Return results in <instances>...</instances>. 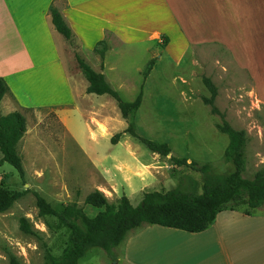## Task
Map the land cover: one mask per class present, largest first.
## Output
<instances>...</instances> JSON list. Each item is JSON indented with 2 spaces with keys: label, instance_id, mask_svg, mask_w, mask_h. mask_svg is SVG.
I'll use <instances>...</instances> for the list:
<instances>
[{
  "label": "crops",
  "instance_id": "0c3cea01",
  "mask_svg": "<svg viewBox=\"0 0 264 264\" xmlns=\"http://www.w3.org/2000/svg\"><path fill=\"white\" fill-rule=\"evenodd\" d=\"M51 6L62 15L82 55H94L106 35L114 40L107 41L103 68L91 67L108 83L121 88L127 81L126 72L111 62L118 49L148 52L166 38L161 52L174 64L191 47L225 48L264 104V0H0V78L9 88L13 112L55 111L95 175L90 191L101 192L108 201L126 197L132 206L139 205L153 185L152 158L143 160L144 146L123 133L127 126L112 144L119 133L111 130L105 114L108 109L120 113L110 97L86 93L88 83L70 43L52 25ZM150 229L126 236L115 264H264V216L222 211L197 234Z\"/></svg>",
  "mask_w": 264,
  "mask_h": 264
},
{
  "label": "rangeland",
  "instance_id": "374dc122",
  "mask_svg": "<svg viewBox=\"0 0 264 264\" xmlns=\"http://www.w3.org/2000/svg\"><path fill=\"white\" fill-rule=\"evenodd\" d=\"M108 41L114 42L111 38ZM162 48V44L148 52L139 47L120 48L111 59L126 72L123 76L127 81L120 84L121 88L109 82L121 99L132 102L141 90L143 92L139 110L129 118L136 133L167 144L171 151L169 156L159 157L141 146L143 160L152 158L154 167L153 185L147 193L173 190L183 176L201 183L199 173L186 166H175L171 157L185 160L187 164L195 163L198 167L206 165L212 175H231L235 169L225 156L229 140L220 129L222 121L245 133L242 177L251 180L258 173H264V104L256 98L250 80L236 68L228 51L218 45L191 47L183 60L174 64L163 55ZM69 50L81 55L90 67H100V58L96 54L82 55L76 43L70 44ZM151 60L155 63L144 78ZM204 79L216 88L214 106L219 115L204 102L211 97ZM9 103L7 95L0 104L2 115L13 112ZM21 114L25 118L26 132L17 146V153L22 160L24 179L7 164L0 167V183L3 182L11 193L20 194L10 209L0 214V264H10V258H15L19 264H48L46 253L61 255L67 244V231L54 217H39L34 193L52 206L75 203L87 216L93 217L99 210L85 205L84 199L91 193L96 178L60 125L55 111L26 110ZM118 116L110 109L105 114L111 120L114 134L127 126L121 115ZM74 118L81 124L78 116ZM85 133L82 132V137L89 140ZM116 201L108 202L115 204ZM239 208L246 210L242 205ZM262 216L264 206L250 215ZM22 218L29 222L35 235L20 230ZM152 227L142 225L128 235L150 233ZM121 253L119 245L113 251V261L102 250L91 249L79 264H115Z\"/></svg>",
  "mask_w": 264,
  "mask_h": 264
},
{
  "label": "trees",
  "instance_id": "16d2710c",
  "mask_svg": "<svg viewBox=\"0 0 264 264\" xmlns=\"http://www.w3.org/2000/svg\"><path fill=\"white\" fill-rule=\"evenodd\" d=\"M49 13L56 32L72 44L73 33L62 15L53 6L50 7ZM109 38L110 35H106L93 51L100 58L101 68H103ZM166 43V38H163L162 46ZM74 57L78 69L88 83L86 93L97 96L106 95L115 102L121 118L127 123L123 133L130 135L159 157L169 156L171 151L167 144L140 137L133 124L129 122L130 116L141 106L142 90L134 101L125 102L102 73L94 71L78 54ZM154 63L155 60L149 61L144 78L148 76ZM204 83L211 92V97L204 102L211 106L213 113L219 115L214 106L216 88L208 79H204ZM9 94L7 84L0 78V104ZM220 129L229 140L225 156L234 164L235 171L231 175H212L206 165L198 167L195 163L187 164L185 160L171 157L170 160L175 166H186L199 173L201 183L189 176H183L175 189L166 193H145L140 204L135 207L126 197H121L115 204L109 203L101 192L95 190L84 199L85 205L100 210L93 217L87 216L75 203L52 206L39 194L34 193L39 217L52 216L67 231V244L61 255L46 253L48 264H79L91 249L102 250L114 261V249L124 241L129 232L142 225L160 226L197 234L206 231L214 223L217 214L222 211L242 212L250 216L254 210L263 207L264 173H258L251 180L241 175L244 166L245 133L233 129L225 121H222ZM25 132V118L21 113L12 112L2 115L0 111V167L4 164L9 165L21 179H24V170L22 160L17 153V146ZM121 135L122 133L114 135L111 138L112 144H116ZM200 189L201 192H199ZM19 195L8 191L6 185L1 182L0 214L9 210ZM240 205L245 206L246 210L241 211ZM19 228L25 234L35 235L32 226L24 218L20 219ZM10 264L19 263L15 258H10Z\"/></svg>",
  "mask_w": 264,
  "mask_h": 264
}]
</instances>
